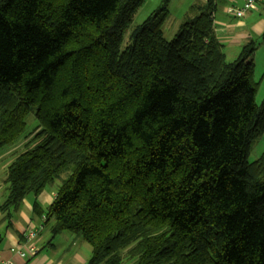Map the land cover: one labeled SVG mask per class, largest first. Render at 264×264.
<instances>
[{
  "label": "trees",
  "instance_id": "trees-1",
  "mask_svg": "<svg viewBox=\"0 0 264 264\" xmlns=\"http://www.w3.org/2000/svg\"><path fill=\"white\" fill-rule=\"evenodd\" d=\"M144 2L0 0V149L25 141L0 209L33 196L50 243L80 234L87 264H264L257 44L228 61L215 0L168 40L165 0L122 49Z\"/></svg>",
  "mask_w": 264,
  "mask_h": 264
},
{
  "label": "crops",
  "instance_id": "crops-1",
  "mask_svg": "<svg viewBox=\"0 0 264 264\" xmlns=\"http://www.w3.org/2000/svg\"><path fill=\"white\" fill-rule=\"evenodd\" d=\"M219 1L220 6L217 4ZM245 1L215 0L218 8L217 13H214L215 34L227 59L229 56L237 59L244 45L255 36L264 34V16L261 14L264 12V0L258 2L256 9L248 11L242 18L228 12L230 7H242ZM207 2L208 0H190L189 4L191 8L195 5L205 6ZM173 34L176 35L177 31ZM17 151L11 147L5 151L0 149V166L3 165L0 169V205L8 195L6 176L10 161L7 158ZM56 193V190L48 191L46 188L38 196L37 201L44 212L53 203ZM34 201L35 198L30 195L18 207L9 211L0 209V264H87L92 255V247L80 234L63 232L50 243L51 224L46 223L45 214L40 215L34 211ZM30 230L37 233L31 244L27 241ZM31 246L36 249L34 255H30Z\"/></svg>",
  "mask_w": 264,
  "mask_h": 264
},
{
  "label": "rangeland",
  "instance_id": "rangeland-1",
  "mask_svg": "<svg viewBox=\"0 0 264 264\" xmlns=\"http://www.w3.org/2000/svg\"><path fill=\"white\" fill-rule=\"evenodd\" d=\"M164 1L165 0H145L143 5L135 13L132 25L126 32V35L124 37V42L122 44V49L128 45L130 36L133 30L138 25H140L145 19H147V17H149L151 13H153L161 5H163ZM189 1L190 0H169L168 2L169 13H168L167 20L165 22V26L163 28L165 32V37L168 40H172L175 37L173 36L175 35L173 34L174 31L178 32L181 24L186 20V18L190 14L192 7L190 8ZM217 4L219 5L220 1L217 2ZM215 11H216L215 13H217L218 11L217 7L215 8ZM261 14L264 16V12ZM252 39L257 44V51L254 57V60H255L254 80L256 81V83L259 84L258 91L256 94V102L258 105H260L264 99V34L261 35L260 37L255 36ZM233 60L234 58H231V56H229L228 61H233ZM36 126H37V120L35 118V115L32 114L28 120V126L26 130L27 133L33 131ZM24 143H25L24 139H21L16 145L11 146V148L20 150L24 146ZM9 148L10 147L2 148V151L8 150ZM19 152L7 158V160L10 161L8 165H10L14 161L16 155ZM263 152H264V133L254 141L251 151H250L249 161L251 163L255 162L256 160L259 159V157L262 155ZM7 160L5 161L6 164H7ZM2 166L3 165L0 166V169L2 168ZM66 178H67V174L64 175L62 179H58L53 184L49 185L47 187L48 191L50 190L57 191L59 187L61 186L62 180ZM124 264H132V263H130L128 260H125Z\"/></svg>",
  "mask_w": 264,
  "mask_h": 264
},
{
  "label": "built area",
  "instance_id": "built-area-1",
  "mask_svg": "<svg viewBox=\"0 0 264 264\" xmlns=\"http://www.w3.org/2000/svg\"><path fill=\"white\" fill-rule=\"evenodd\" d=\"M262 0H246L245 3L243 4L242 7L240 8H234V7H230L228 12L237 17V18H242L245 16V14L248 12V11H251V10H254L256 9L257 7V4L258 2H260ZM37 236V233L35 230H30L29 233H28V243L31 244V242L36 238ZM36 254V249L34 246H31L30 248V255H34Z\"/></svg>",
  "mask_w": 264,
  "mask_h": 264
}]
</instances>
